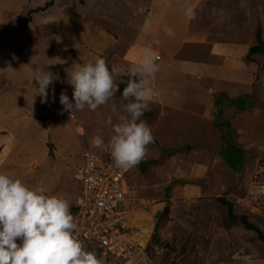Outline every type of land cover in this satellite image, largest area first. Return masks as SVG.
<instances>
[{
    "label": "rangeland",
    "instance_id": "374dc122",
    "mask_svg": "<svg viewBox=\"0 0 264 264\" xmlns=\"http://www.w3.org/2000/svg\"><path fill=\"white\" fill-rule=\"evenodd\" d=\"M188 8L194 18L186 14ZM178 11L186 23L174 20ZM163 17L171 21L173 35L178 25L187 37L179 46L181 34L171 40L175 58L183 59L188 51L190 55L189 36L212 44L228 60L219 56L210 63V77L194 109L189 88L185 104L161 108L168 104L165 98L160 103L162 83L158 79L150 84V110L141 119L152 129L154 142L140 163L125 171L126 186L146 203L124 222L134 243L127 264H264V0H0V89H11L0 96V173L42 186L48 194H62L72 205L79 192L82 152L111 156L113 131L106 121L111 117L115 124L128 115L124 107L131 101L122 92L131 79L130 69L141 59V47L151 45L156 54H165L171 35ZM257 31L262 48L251 51L258 45ZM95 56L106 59L119 91L95 111L87 106L64 110L62 91L74 103L68 72ZM57 57L65 63L46 66L59 79L48 89V102L41 103L34 95L33 70ZM226 90L242 97H222L225 104H220L217 97ZM210 99L216 104H207ZM246 104L252 126H242L246 130L235 134V146L225 111ZM5 109L13 113L9 122ZM202 112L207 118L224 119L220 129L227 134L220 144L217 124L204 119V127L195 118ZM16 121L19 128L11 126ZM207 128H213L214 135ZM96 135L103 137L101 148L90 143ZM209 141L214 150L207 148ZM168 180L191 189H175L167 199L170 188L163 184ZM218 196L231 201L234 217ZM241 216L256 230L246 228Z\"/></svg>",
    "mask_w": 264,
    "mask_h": 264
},
{
    "label": "clouds",
    "instance_id": "9594fccd",
    "mask_svg": "<svg viewBox=\"0 0 264 264\" xmlns=\"http://www.w3.org/2000/svg\"><path fill=\"white\" fill-rule=\"evenodd\" d=\"M186 14L194 18L191 8ZM165 31L173 35L171 28L165 27ZM158 59L151 45L141 47V59L130 69L131 79L122 92L123 98L131 101L124 107L128 115L121 116L115 124L111 117L106 121L113 131L109 140L111 156L116 166L125 170L136 167L154 142L152 129L141 117L150 110L153 97L150 84L160 71ZM56 63L65 61L57 57L43 68L33 70L32 80L37 84L34 95L41 97V103L48 102V89L59 79L46 67ZM68 82L73 87L74 103L63 91L59 99L63 109L71 112L85 106L95 111L119 91L102 56L76 63L68 72ZM90 143L96 148L103 147L102 135L94 136ZM70 209L64 195L48 194L42 186H29L19 177L0 173V264H103L94 251L85 249Z\"/></svg>",
    "mask_w": 264,
    "mask_h": 264
},
{
    "label": "built area",
    "instance_id": "2783aa9c",
    "mask_svg": "<svg viewBox=\"0 0 264 264\" xmlns=\"http://www.w3.org/2000/svg\"><path fill=\"white\" fill-rule=\"evenodd\" d=\"M111 159L110 155H99L90 149L82 152L77 168L79 192L72 214L87 251L114 264H127L134 243L124 230V222L146 203L126 186V170Z\"/></svg>",
    "mask_w": 264,
    "mask_h": 264
},
{
    "label": "crops",
    "instance_id": "0c3cea01",
    "mask_svg": "<svg viewBox=\"0 0 264 264\" xmlns=\"http://www.w3.org/2000/svg\"><path fill=\"white\" fill-rule=\"evenodd\" d=\"M181 12L182 11H178L177 16H175L174 20H180L181 23L182 22L186 23V20L183 21V19H185L184 14H183V18H182ZM162 19L170 27L171 21L168 20L169 21L168 22L167 19L165 20L164 17ZM177 27H178V25L176 26V28H173L175 34L171 35L170 38L168 37L170 43L167 44V42H165V54L166 55L160 54L159 59L157 61V63L159 65L160 64L162 65V66H160L161 71L157 73L156 79L154 81H152V83L154 85L157 84L158 79L162 83V86L160 89L162 97H161L160 103L162 102V100L164 101V98H165V100L168 101V104H165V105L160 104L161 108L163 106H167V105L169 106L171 104H178L179 106H181L182 104H185L186 102L184 101V99L186 98V92H187V89L189 88L191 90V95H192V102H189V103L192 104V109H194L195 107H193V106L195 104L198 105V100L201 99V97H200L201 91H203L202 88L205 85V83L208 81V78L210 77L209 69H208L209 67L212 66L210 63L212 61H217V59H220V58H222L225 61H227L228 59L226 58V56L223 55V52L217 51L215 48H213L212 44L206 43L200 37H198L199 40H197L194 37H189V36H188V39H192V41H189V42H191V43H189L190 44L189 48L191 50L190 55H189V51H188L187 55H185V57L183 59L175 58L176 49H171V47H169L172 43L171 40L174 41L177 36L179 37V34H181V35L178 38V40L176 41L177 46H179V44H183L187 40V37H184V31L182 30V28L180 30V28H177ZM219 56H220V58H219ZM213 66H214V64H213ZM10 91H11L10 87L8 85H5L0 89V96L4 95L6 93L10 94ZM225 93H227V94H225ZM225 93L223 92L220 96L217 97L218 98L217 100L219 102H220L219 98L221 99L222 97L229 99L230 101H232L234 99H238L239 97H242L239 93L233 92V91L227 92V90H226ZM3 100H4V98H3ZM215 100L216 99L211 100V101L207 100L208 101L207 104L211 103L212 101H215ZM219 102L217 105H219ZM213 103L216 104V102H213ZM213 103H211V104H213ZM220 104L224 105L225 102H220ZM197 105H195V106H197ZM4 111H5V115L8 116V122L11 121L10 116H11V114H13L12 110H6L5 109ZM229 112H230V109L228 111H225L226 114L228 113V115H230L229 119L232 122L230 124V128L232 127L231 128L232 130L230 129V131L232 132L230 136H231V139H232L234 145L239 146L238 142L235 138V134L237 132H240V130H241V132L246 130V129L242 130L241 129L242 126L243 127L252 126L251 123L248 122V119L250 120V118H248V117L251 116V114L249 112V104L241 105L237 109H234L232 112H230V113ZM207 114L204 112H202L200 114L198 113L197 114L198 118L197 117H195V118L197 120H200L201 123H203L202 125L204 127H206V123L202 122L204 119L206 122L208 120L209 124H210L211 120L213 121L214 124H217V128H219V129H217L218 133H216V135L219 137V144H220V141H221L222 135H223V132L220 129V125L222 124L221 122L223 120L222 121L216 120V118L212 115H211L212 117L210 116L211 118H207V117H209V114L208 115ZM159 115H160V113H159ZM16 123L17 124L12 123L11 126L19 128L17 121H16ZM214 124H213V126H214ZM228 125H229V123H228ZM11 126H9L8 128H11ZM207 129H209V128H207ZM17 131H18V129H17ZM209 131H210L209 134H211V133L213 134V128H212V130L210 128ZM12 132H13V129L11 128V132L7 135L10 136V134H12ZM224 135H226V133ZM209 142H208L209 144L207 143V145H206L207 148L209 150L210 149L214 150V144L211 141H209ZM22 144L26 145L25 143H22ZM19 148H21V147H19ZM154 152H155V150H154ZM215 154H216V157L218 158V160H220L222 162V160L219 158L216 151H215ZM222 164H223V162H222ZM173 179H174V177H173ZM171 184H172V182H170V180H168V182H165L163 184V185H166V188L167 187L170 188V193L168 194L167 199H170L169 197L172 194L174 195L175 189L178 191H183V190L190 191V189H191V187L188 186L187 184H178V183L172 184V185ZM173 185H174V187H173ZM207 185H208V183H207ZM211 185L212 184L209 183L210 187H211ZM209 194L210 193H208V195ZM200 197L205 198V196H203V195H200ZM73 203H72V205H73Z\"/></svg>",
    "mask_w": 264,
    "mask_h": 264
},
{
    "label": "trees",
    "instance_id": "16d2710c",
    "mask_svg": "<svg viewBox=\"0 0 264 264\" xmlns=\"http://www.w3.org/2000/svg\"><path fill=\"white\" fill-rule=\"evenodd\" d=\"M255 40H256V42L258 43V45H252L251 47H250V50L251 51H253V50H255V49H259V48H262L261 47V38H260V36H259V33H258V31L256 32V35H255ZM224 120V119H223ZM223 122V121H222ZM221 122V123H222ZM227 134V133H226ZM226 135H222V138H224ZM77 179V178H76ZM77 183H78V187H79V182H78V180H77ZM218 199L220 200V201H222L224 204H226L227 205V213L230 215V216H232V217H234V214H232L231 213V201L230 200H228V199H226V198H224V196H218ZM71 212L74 210V207H73V205H71ZM241 220H242V223H243V225L246 227V228H249V229H254V230H256V228L251 224V223H249L246 219H245V217L244 216H241ZM258 231V230H257Z\"/></svg>",
    "mask_w": 264,
    "mask_h": 264
}]
</instances>
